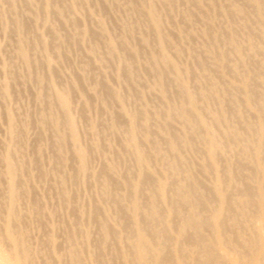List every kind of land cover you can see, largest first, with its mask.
<instances>
[{
	"label": "rangeland",
	"instance_id": "obj_1",
	"mask_svg": "<svg viewBox=\"0 0 264 264\" xmlns=\"http://www.w3.org/2000/svg\"><path fill=\"white\" fill-rule=\"evenodd\" d=\"M0 264H264V0H0Z\"/></svg>",
	"mask_w": 264,
	"mask_h": 264
},
{
	"label": "bare ground",
	"instance_id": "obj_2",
	"mask_svg": "<svg viewBox=\"0 0 264 264\" xmlns=\"http://www.w3.org/2000/svg\"><path fill=\"white\" fill-rule=\"evenodd\" d=\"M58 105L60 106V109H61L62 112H64V113L67 112L68 103L65 101V99L59 98ZM67 113H65V114H67Z\"/></svg>",
	"mask_w": 264,
	"mask_h": 264
}]
</instances>
